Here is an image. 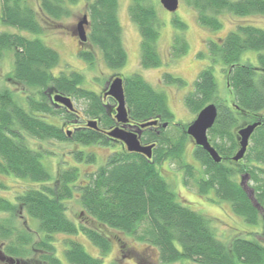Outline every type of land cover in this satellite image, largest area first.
Here are the masks:
<instances>
[{
  "label": "trees",
  "instance_id": "trees-1",
  "mask_svg": "<svg viewBox=\"0 0 264 264\" xmlns=\"http://www.w3.org/2000/svg\"><path fill=\"white\" fill-rule=\"evenodd\" d=\"M195 12L197 24L207 31H218L223 24L220 16H264V0H184ZM37 10L30 0H0V25L11 27L14 32L0 31V59L10 54L13 68L11 79L19 84L38 90L39 98L26 96L21 104L14 93L0 87V174L6 177L29 180L36 185L28 186L16 196L27 214L37 221L38 230L48 237L54 233L74 234L77 230L66 215L65 202L78 191L80 203L97 224H102L151 246L157 252L156 264H170L180 260L200 264H264V243L256 239L236 236L226 243L218 238L214 220L181 204L175 191L159 172L157 165L167 158H180L187 139L186 126L179 124V139L157 136L150 130L142 136V142H157L156 154L147 158L143 154L120 150L108 156L104 165L86 175L85 183L72 186L78 178L76 167L63 170L52 184L51 175L41 162L43 153L30 148L25 134L38 140H68L61 126L47 121L63 112L58 103L48 98L47 90L55 94L84 98L89 102L87 114L96 117L103 105L98 94L80 87L82 75L71 71L69 75L59 66V53L40 38L45 22H56L70 15V6L77 0H38ZM88 3V4H87ZM89 13L88 42L96 46L108 68L119 69L127 61L118 20V0H90L86 2ZM130 20L140 35L139 64L143 69L157 68L162 64L157 52L159 19L155 8L146 0H130ZM87 14V12H86ZM173 24L180 31L172 38L169 54L177 59L186 54L188 44L184 33L186 24L174 17ZM47 25H51L47 23ZM82 45V41L79 40ZM207 53L211 65L201 69L193 82L192 91L185 94L183 102L191 113H198L210 103L217 106V117L208 130V139L221 157L214 162L208 153L195 145L193 155L199 161L201 177L195 181L197 193L209 200L229 203L232 212L250 226L261 225L264 229V29L248 24H237L218 42L208 41ZM247 51L257 53V65L241 57ZM79 58L92 64V51L79 49ZM202 54V53H201ZM199 53L198 56H201ZM221 63L225 74V95L220 96L213 73L214 63ZM163 81L177 86L184 85L180 78L163 73ZM124 97L131 119L145 122L159 118L171 122L166 95L157 91L140 75L134 73L124 78ZM60 105V104H58ZM48 116V117H47ZM64 119L71 115L66 114ZM260 122L249 139L244 157L234 162L232 155L238 149L237 130L248 123ZM162 133V130L161 132ZM94 130L75 132L71 140L82 145L108 144ZM152 143V144H154ZM155 146V144H154ZM84 153L75 152L80 162ZM95 162L93 154L85 158ZM229 163V164H227ZM189 164L183 163V173L191 175ZM247 172L252 182L253 197L257 208L238 175ZM241 181V180H240ZM185 184L186 181H184ZM0 181V189H5ZM205 196V197H206ZM15 206L0 198V211L13 213ZM80 231L101 253L111 246L107 236L93 227L82 226ZM262 233H260L261 235ZM0 237L6 240L4 254L20 259L27 252L30 240L27 231H21L10 222H0ZM41 245L50 248L48 241ZM72 264H100L101 257L90 256L78 243H71L65 253ZM103 256V255H101ZM49 264H59L45 254Z\"/></svg>",
  "mask_w": 264,
  "mask_h": 264
},
{
  "label": "rangeland",
  "instance_id": "rangeland-1",
  "mask_svg": "<svg viewBox=\"0 0 264 264\" xmlns=\"http://www.w3.org/2000/svg\"><path fill=\"white\" fill-rule=\"evenodd\" d=\"M37 1L38 0H30L31 5L36 10L37 4L39 3ZM89 1L90 0H88V2ZM86 2L87 0H77L74 5L69 7L70 15L61 18L56 22H45L41 15H38L40 21L45 27L43 32L37 36L30 33L24 34L30 38H40L45 44L59 53L60 63L59 66L54 69L55 73L58 74L61 70L67 75H69L71 71L80 73L83 78L80 87L100 96L103 95L102 89L104 88L107 79L111 77V74L119 72L124 78L129 77L134 73L140 74L152 88L157 91H162L166 95L168 107L174 116L172 122L175 124L170 122L168 125V122H166L168 126L166 125L167 127H165L162 130V133L157 136H165L173 139L180 138V134H178L179 132L177 131L180 129L179 124L187 127L197 115V113H191L188 110L183 99L187 92L192 91L193 82L196 79L198 72L201 69L210 66L212 63L211 58L207 53L208 41L212 40L218 42L219 38L225 37L226 34L237 24H248L264 29V16L262 15L237 17L231 14H223L220 16L223 24L222 28L218 31H207L197 24L195 12L186 5L184 0H179L178 9L174 13L166 11L161 6L159 0H146L148 4L155 8L159 19L157 52L160 55L162 64L157 68L143 69L139 64L140 35L137 26L130 20L128 12L130 0H118L117 14L122 30L123 45L127 53V61L121 68L113 69L107 67L102 60L101 52L96 46L88 42V37H86V40L82 41L83 44L79 46V38L74 31L76 28L75 25L86 12L88 20L86 26L87 36L89 32L88 3L86 4ZM174 17L183 21L187 26L184 36L188 44V51L177 59L170 58L169 54L173 36L180 33L173 24ZM47 23H50L51 25H47ZM14 30L15 29L11 27L0 25V31L14 32ZM78 47L93 52L95 59L92 64H88L78 57ZM199 53H202L201 56H198ZM247 60L250 64L257 65V53L255 51L245 52L241 57V62H246ZM212 66L218 85L219 95H225V74L222 69L224 66L219 62L212 64ZM12 68L13 61L11 55H4L0 59V87L10 89L21 104H24V99L20 98L19 95L22 97L34 96L39 98L38 90L19 84L11 79L9 73ZM164 72L182 79L185 84L177 86L164 83L162 78ZM70 98L74 110L81 115V117L86 119V122H88L87 120L94 119V117L87 114V108L89 107V102L87 100L76 96H70ZM60 109L63 110V112L60 113V116H47V121L61 126L63 119L66 117L65 115L67 114V111L63 108ZM69 128L71 129L70 126ZM66 137L68 140L65 141L38 140L25 134L27 145L30 148L43 153L41 162L51 175L52 179L50 182H52V184L55 183V180L57 182L59 175L63 170L76 167L79 175L76 180L72 181L71 185H83L85 183L84 179L86 178V175L104 165L108 156L113 152L119 151V146L113 144L82 145L72 141L70 135H66ZM155 143V146L152 148L151 157H153L154 153L156 154V147L160 146L158 141ZM146 145H150L149 142H146ZM194 147L195 143L193 139L190 136H187L184 150L180 158H167L157 165L159 172L175 191L177 200L180 203L189 206L192 210L211 217L214 220L216 235L226 243H230V241L236 236L256 239L257 241H262V243H264V234L260 235V233H262L261 225L250 226L245 224L240 217L232 212L229 203H219L216 198L215 201L206 198L213 195L212 192H210L208 196H201L197 193L198 189L195 181L202 176V168L199 161L194 158ZM76 151L84 153V159L80 162H77L74 157ZM90 154H93L95 157V162L93 163H87L85 161V158ZM183 163L192 166L190 170L191 175L183 173L181 169ZM242 176H246L244 184L248 189V193H252L253 200L251 199V201L255 203L256 201L253 197L250 175L247 172L238 175L237 180H239L240 185ZM0 181H3L6 186L5 189H0V198L10 202L16 208H14L15 211H13V213L0 211V222L8 221L16 228H20V235L21 231H27L30 236L28 243L26 245L24 244V246H26L25 248H27V252L22 256V259L11 256L12 260H18L19 264H49V261L44 258L45 254L48 257L49 255H52L59 264H72L65 258V249L69 248L70 244L73 242L82 245L84 250L92 257L96 258V256L100 257L103 255L101 256L100 264H134L133 257L136 258L137 264H152L150 263V260L156 258V250L154 249L155 252H150L149 249H146L148 248L146 243L131 235L125 234L122 231L105 225L103 226L102 224L96 225V222L84 213L80 203L79 192L76 190L73 191L72 196L65 202L66 215L74 223L75 228H77L76 232L74 234L54 233L48 237L38 230L37 221L30 217L25 208L15 199L24 188L32 185L35 186L36 184L29 182V180L6 177L1 174ZM184 181H186L187 184H185ZM243 190L245 191L244 188ZM260 212L264 213L262 210ZM82 226L93 227L107 236L111 244L109 251L104 254L101 253V251H98L97 248H95L87 239L86 235L81 233L80 228H82ZM41 241H48L51 249H48L46 245L42 246ZM6 242V240L1 239L0 237V251L2 253H4L3 251L5 250L4 246L6 245ZM151 253H153L152 257H150ZM0 264H5L2 262L1 258ZM170 264L200 263L190 260H180Z\"/></svg>",
  "mask_w": 264,
  "mask_h": 264
},
{
  "label": "water",
  "instance_id": "water-1",
  "mask_svg": "<svg viewBox=\"0 0 264 264\" xmlns=\"http://www.w3.org/2000/svg\"><path fill=\"white\" fill-rule=\"evenodd\" d=\"M161 6L168 12L174 13L179 6V0H159ZM88 24L87 15L84 14L77 21L75 32L80 41L86 40V26ZM106 95H110L117 102L116 107V119L121 123H126L127 119V110L125 107V97H124V89L121 77H116L112 80L109 85V89L106 92ZM54 103H58L62 105L67 111H74L71 98L61 95L55 94L52 97ZM217 106L214 103H210L203 107L196 115L195 119L185 128V133L190 136L195 145L201 147L205 150L210 158L219 163L221 161V157L215 148L210 144L207 136L208 130L213 126L216 117H217ZM88 126L94 128L96 125L95 121H88ZM260 124V122L248 123L245 126L239 128L237 130V138H238V149L231 157V160L234 162L242 159L247 151L249 145V139L252 135L255 128ZM156 120H150L143 123H140L138 129L134 132H126L124 129L115 127L107 132V135L111 138L118 139L122 141L127 151L140 153L146 156L147 158L151 157L152 148L154 144L150 145H142L139 140L140 130L144 127L156 126ZM167 125L166 122L162 124V127L165 128ZM67 135H70V132H67ZM246 176L241 177V185L248 193V189L244 184ZM245 185V186H244ZM250 199L252 198V193H248ZM254 205L259 208V205L255 202Z\"/></svg>",
  "mask_w": 264,
  "mask_h": 264
},
{
  "label": "flooded vegetation",
  "instance_id": "flooded-vegetation-1",
  "mask_svg": "<svg viewBox=\"0 0 264 264\" xmlns=\"http://www.w3.org/2000/svg\"><path fill=\"white\" fill-rule=\"evenodd\" d=\"M84 14H86V13H84ZM86 34H87V30H86ZM77 43H78V41H77ZM79 46H81V45L79 44ZM79 49L80 48L78 47L77 51ZM116 77H121L122 78V83H123V86H124V76L121 73H119V72H115V73L111 74V77L107 79V81L104 84V88L102 89V91H103L102 94L103 95H101V96L99 95L101 97L102 105H103L102 106L103 107L102 112L99 113L96 117H94L93 120H87V121H95L96 122V125H95L94 128L89 127L88 124H87L88 122H86V119L81 117V115H79L75 110L74 111H67L62 105H58V104L55 105L58 108H63L65 111H67V114L71 115L68 119H63V123L61 124L62 128H64L65 131L70 132V137L71 138H72V135L75 132H77V131L78 132H84L86 130H90L91 129V130H94L95 132H97V134H99V136H101L100 141L103 138V139H105L107 141L108 144H113L115 146H119L118 147L119 151L123 150V149L127 150L125 144L122 141L109 137L107 135V132L110 131L111 129L115 128V127L122 128L126 132H134V131H136L138 129V126L140 125V123H143V122L136 121V120H133V119L130 118L129 110L127 108V105H125V107H126V110H127V119H128V121L126 123H121V122H119L116 119L117 102L114 100V98L112 96L106 95V92L109 89L110 83ZM45 93L48 95L49 99H51V97L55 95V91H53V90H47ZM154 120L157 121V125L156 126H149V127H144L142 129H139L140 130L139 140H140V143L142 145H146V142H142L141 141V138H142V136H144L145 132L152 130V131H154V133L156 135H159L161 130L164 129L161 126V124L164 123V121L163 122L160 121L159 118H156ZM173 124H175V123H173ZM168 125H169V122H168ZM69 126L71 127V129L69 128ZM149 144H152V142L149 143ZM95 145H99V144L96 143ZM211 192L213 194V191H211ZM206 198H208V197H206ZM263 227H264V225H263ZM263 234H264V229L262 228V235ZM146 246L148 247L146 249H149L150 252H155L154 249L151 246H148V245H146ZM121 247H123V246H121ZM95 248H97V247H95ZM67 249L68 248H66L65 250H67ZM97 250L100 251L98 248H97ZM152 255H153V253H151L150 257H152ZM96 257L99 258L98 256H96ZM0 258H1L2 262H4L5 264H19L18 260L13 261L11 256L6 255V254L2 253L1 251H0ZM65 258H66V256H65ZM133 258H134V264H137L136 258L135 257H133ZM20 259H22V257H20ZM156 260H157V254H156V258H152V260H150V263L156 264Z\"/></svg>",
  "mask_w": 264,
  "mask_h": 264
}]
</instances>
